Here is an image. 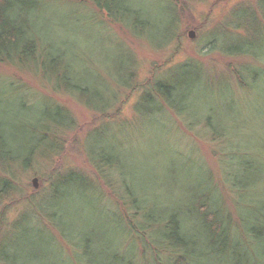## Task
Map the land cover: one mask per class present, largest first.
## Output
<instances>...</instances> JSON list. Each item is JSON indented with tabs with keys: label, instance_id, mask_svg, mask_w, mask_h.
<instances>
[{
	"label": "trees",
	"instance_id": "trees-1",
	"mask_svg": "<svg viewBox=\"0 0 264 264\" xmlns=\"http://www.w3.org/2000/svg\"><path fill=\"white\" fill-rule=\"evenodd\" d=\"M90 1L96 10L122 24L134 36H142L145 28L150 29L153 25L151 15L148 16L139 1ZM53 4L54 0H0V62L24 66L34 62L38 67L39 60L38 69H41L46 81L51 82L54 76L62 75L64 84H59L69 94L80 95L85 106L91 109L96 106V111L101 113L100 109L108 97H102L98 89L85 85L84 78L79 76L77 65L72 60L79 63L77 56L71 55L81 48L60 36L48 35L47 42L44 44L42 41L41 34L49 33L51 29L50 17L53 14L47 16V10L52 11ZM258 4L262 2L259 0ZM165 10L172 14L170 26H175L174 11L170 7ZM246 12L244 18L249 24L244 27L239 25L240 22L228 25L232 29L233 39L243 36L246 37H242L244 42L221 46V55L248 56L262 66L261 71L245 66L237 72L240 75L237 82L239 89H243V86L258 89L264 87L261 86L264 77V43L255 47L257 43L253 39L261 36L250 23H255L258 17L264 20V7L261 11L257 7V10L247 9ZM235 18H239V13ZM172 39V34L168 35L167 43H172ZM201 66L189 62L175 67V78L171 76L169 82L160 79L154 83L150 92L143 95L137 109L141 116L148 119L149 115L152 121H156L157 116L154 114H162L164 110L162 100L168 109L177 111L178 116L190 119L187 123L190 129L194 130L197 125L204 123L218 143L227 139L229 141L237 134V144L227 146L229 153L223 159L226 165L220 174L222 184L233 195L231 206L234 212L225 205L227 203L218 184L207 169L183 159L177 163L180 164L177 169L171 170H180L177 174H183L185 182L178 184L176 177L168 187V197L164 199L157 192L165 185L157 186L152 180L147 181L146 172L139 168L140 163L132 164L135 170L133 168L132 183L125 182V196L130 200L129 205L135 215L129 217L128 214L124 220L106 203H103L105 209L99 221L92 218V212H83L84 204L88 208H91L90 204L95 206L91 209L98 212L101 210V200L97 198L96 205L93 197L88 196L91 185L83 176L66 174L51 187L55 193L49 197L47 206L43 204L38 208L43 225L33 226L30 217L25 215L7 229L8 237H3L5 230L3 226L0 227V264H71L53 250L54 242L60 247L56 235L74 249L73 255H70L72 264H264V138L255 129L256 124H251L252 127L248 129L239 124L243 111H235L234 103L225 102L222 107L226 109L225 114L216 113V109L225 101V92L220 97L214 95L208 80L202 77L204 69L201 70ZM120 69L125 70L122 66ZM126 71L128 74L124 72L125 76L121 73L125 82L133 75V61ZM211 97L212 101L209 99ZM19 108H22V104ZM40 113L41 123L51 121L54 126L72 128L73 122H66L68 116L65 111L55 109ZM100 130L96 128L97 132L91 136L93 144L89 156H92V164L101 167L117 163L123 172L126 167L123 156L99 149L98 145L102 142ZM43 133H46L45 137L43 135L31 151L45 145L47 153L51 154L50 151L58 149L59 136L51 131ZM47 137L54 141H48ZM0 144L3 148L1 153L5 154L0 153V158L6 168L14 165L11 163H24L21 167L26 168L27 157L22 154H19L21 157L14 156L10 138L4 131L0 132ZM172 164H175L174 160ZM11 183L12 177L7 178L5 184L0 182V193L2 189H12ZM177 189L180 197L176 194ZM30 203L33 204L32 199ZM71 205H74L72 211L68 209ZM96 239L99 241L96 242Z\"/></svg>",
	"mask_w": 264,
	"mask_h": 264
},
{
	"label": "rangeland",
	"instance_id": "rangeland-1",
	"mask_svg": "<svg viewBox=\"0 0 264 264\" xmlns=\"http://www.w3.org/2000/svg\"><path fill=\"white\" fill-rule=\"evenodd\" d=\"M135 1H139L148 16L151 15L153 22L151 28H145V34L139 37L96 10L90 0H54L51 5L53 13L47 10V16H53L50 17L49 33L41 34L43 43L47 42L48 35L60 36L81 48L71 55L77 56L80 64L73 58L72 60L77 65V73L84 78L85 85L98 89L102 97H108L106 104L100 109L101 113L96 111V106H92V109L85 106L80 95L69 94L59 84H64L62 75L54 76L51 82L46 81L41 69H38L41 63L39 60L38 67L34 62L27 66L0 62V132L4 131L10 138L14 156L21 157L19 154H22L27 157L26 168L21 167L24 163H11L14 165L6 168L2 157L0 158L1 184H5L10 177L13 182L9 184L12 189H2L0 193V227L3 226L5 230L3 237H8L7 229L25 215L30 217L33 226L43 225L38 208L43 204L47 206L49 197H53L55 193V189L52 190L51 187L66 174L77 173L83 176L91 185L88 196L93 197L96 205L100 198L101 210L98 212L91 209L95 207L91 204V208L83 205V212H92L94 220H100L101 212L105 209L103 203L115 209L122 220L128 214L129 217L134 216L130 200L125 196V182L132 183V164L135 162H139V168L146 172L147 181L152 180L157 186L165 185L158 188L157 192L162 199L168 197V187L176 177L178 184L185 182L182 179L184 175L177 174L180 170H171L180 166L177 164L180 159L194 162L198 166L203 165L218 184L227 203L225 205L229 207V211L234 212L231 206L233 195L222 184L220 174L226 165L223 159L229 153L227 146L237 144V134L229 141L227 139L218 143L204 123L197 125L194 130L190 129L187 127L190 119L178 116L177 111L168 109L162 100L164 110L162 114H154L157 116L156 121H152L149 115L148 119L144 115L142 117L137 105L143 95L150 92L154 83L160 79L169 82L171 76L175 78V67L189 62L194 65L202 64V77L205 81L208 80L214 95L220 97L225 92V101L221 104V109H216V113L225 114L226 109L222 108L224 103H234L235 111H243L239 124L245 125L247 129L252 127L251 124H256L255 129L264 138V77L261 85L263 88L243 86V89H239L237 86L240 76L238 70L250 66L261 71L262 66L254 63L248 56L221 55V46L244 42L243 36L233 39L232 29L228 25L240 22L239 25L244 27L249 24L244 18L246 10H257L258 7L261 11L264 0H260L262 4L258 5L259 0ZM166 7L174 11L175 26H170L169 18L172 14L166 12ZM238 13L239 18H235ZM250 24L261 36L253 39L257 48L258 44L264 43V20L258 17L255 23ZM192 32L193 39L190 37ZM170 34L173 42L169 44ZM247 48L250 49L251 46ZM132 61L133 75L125 82L122 75L128 74L126 69H130ZM121 66L125 70L122 71ZM262 73L264 75V69ZM209 99L213 100L212 97ZM55 109L65 111L68 116L66 122H73L71 129L66 125L54 126L51 121L41 123L40 112ZM252 119L258 121H250ZM96 128L102 129V145H98L99 149H105L110 154L116 152L126 160L123 162L126 165L123 172L117 163L101 167L92 164V156H89L93 144L91 136L97 132ZM48 131L59 136L58 149L48 154L46 146L41 145L31 151L46 134L43 132ZM47 139L54 141L51 137ZM47 149L49 151L48 147ZM2 150L0 144V153ZM173 160L175 164H172ZM136 168L138 169L137 166ZM35 179L36 185L33 184ZM176 194L180 197L178 189ZM31 199L33 204L30 203ZM74 205L68 209L72 211ZM56 236L60 247L54 242L53 250L72 264L70 255H73L74 249ZM96 248L100 250L98 245Z\"/></svg>",
	"mask_w": 264,
	"mask_h": 264
},
{
	"label": "water",
	"instance_id": "water-1",
	"mask_svg": "<svg viewBox=\"0 0 264 264\" xmlns=\"http://www.w3.org/2000/svg\"><path fill=\"white\" fill-rule=\"evenodd\" d=\"M190 37H191L192 39L194 38V34H193V32L190 34ZM33 182H34L33 184H35V185L37 184V180H36V179L33 180ZM36 187H37V186H36Z\"/></svg>",
	"mask_w": 264,
	"mask_h": 264
}]
</instances>
